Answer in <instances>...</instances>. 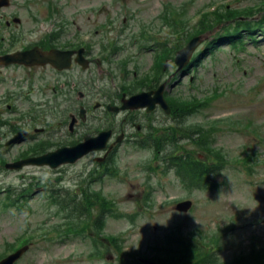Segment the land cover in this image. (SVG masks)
<instances>
[{
	"label": "rangeland",
	"instance_id": "1",
	"mask_svg": "<svg viewBox=\"0 0 264 264\" xmlns=\"http://www.w3.org/2000/svg\"><path fill=\"white\" fill-rule=\"evenodd\" d=\"M10 1L9 7L0 8V20L19 17L22 23L19 28L26 30L28 37H39L51 30L56 20L54 16H57H48V5L52 2L68 20L71 33L76 32V36L79 34V38L91 45L94 57H102V41L105 44L117 42L122 47L110 62H97L88 72L76 71L77 81H88L83 82L82 88L87 94L86 100L104 101L121 91L124 81L129 84L135 71L141 77L153 70L155 58L158 68L169 58L164 47H172L175 36L161 19L164 12L180 13V6L187 3L186 27L191 30L201 21L203 12L223 10L225 5L234 9L249 7L260 0ZM166 4L170 5L166 7ZM221 24L200 35L193 57L204 50L207 41L222 32L225 24ZM141 32L144 39L149 38V43L143 42L140 48ZM257 33L262 37L261 31ZM155 41H159L157 45ZM125 58L132 59L127 64L128 77L120 69V61ZM164 68L158 83L164 82L167 99L171 96L182 100L192 99V96L213 97L180 128L181 131L194 129L192 125L199 123L204 129H214L210 135L213 138L209 139L210 147L221 152L226 161L225 169L210 177L218 186L189 188L176 168H165L163 172L164 166H161L156 172L148 171L146 167L153 156L151 150L139 148L132 140L121 142L117 148L113 162L118 168L115 175L93 177L96 165L89 157L69 167V177L61 185L74 191L84 179L86 187L103 191L111 205L101 207L106 212L101 215L99 226L105 237H118L131 260H134L132 253L147 254L151 248L166 243L176 226L184 233L201 230L208 237L219 235L222 247L217 263L231 264L237 257L251 258L253 250L264 247V36L257 44L248 40L244 49L221 44L214 53H207L195 62V66L184 70H177L174 58L168 59ZM90 77L94 81L88 80ZM140 86L143 84L132 90L136 91ZM128 112L131 113L108 116L104 125L112 123L118 128L125 127L132 116L142 121L139 123L146 120L142 113ZM156 116L163 122L171 121L162 111ZM5 131L1 130L0 136ZM184 145V149L174 154L191 152L203 161L211 162V155L196 143L184 141ZM17 150L18 147L7 154L5 160L11 159ZM249 153L250 164L247 162ZM151 163L153 167L157 165L155 160ZM247 167L253 170L249 171ZM53 178L52 171L46 167L30 168L21 173L0 168V252L6 244L26 237L23 235L26 229H32L31 232L38 235L39 226L44 222L49 225L62 221L55 215L57 208L50 205L49 193L44 189L38 190L31 199L20 198L21 209L11 206L7 200L9 195L11 200L16 199L31 183L38 180L53 183ZM8 189L11 191L5 192ZM32 191L33 187L26 189V193ZM61 198L66 203L75 200L71 193H64ZM182 200L191 201L188 211L180 212L176 207ZM87 201L91 202L90 197ZM101 208L94 207V216L100 215ZM89 223L92 224L87 227ZM94 223L83 218L64 226L68 228L67 234L76 229L84 235L88 228L95 232ZM92 237L60 238L53 234L36 238L16 264H121L120 254L105 246L103 257L90 258ZM211 245V240L203 244L204 247Z\"/></svg>",
	"mask_w": 264,
	"mask_h": 264
},
{
	"label": "flooded vegetation",
	"instance_id": "2",
	"mask_svg": "<svg viewBox=\"0 0 264 264\" xmlns=\"http://www.w3.org/2000/svg\"><path fill=\"white\" fill-rule=\"evenodd\" d=\"M63 20L64 16L60 14L53 22L51 30L41 33L39 37H28L27 31L19 28L21 22L0 20V131L6 130L0 136L1 168L7 162L41 156L64 146H75L107 129V125L104 124L108 118L106 109L108 103L86 100L87 94L81 90L84 88L83 82L86 81L80 79L77 81L76 74V71H84L83 66L76 62L77 51L80 48L84 49L83 56L89 61L90 69L86 71H90L97 62L104 63V60L101 57V60L97 61L91 45L80 40L76 32L71 33L69 23L66 24ZM35 33L36 31L32 32V35ZM36 46L43 51L58 49L66 52L64 56H71L72 67L59 69L49 63L33 66L22 63L5 64L4 56ZM97 103L98 108L95 107ZM81 107L86 111L84 118L79 116ZM98 110L101 112L98 113ZM73 117L77 119L71 128L69 123ZM135 126V131H132L130 128ZM145 126L147 129L150 125ZM126 127L124 132L131 138L137 136V130L141 131L142 128L130 121ZM151 128L154 129V125L149 127ZM21 131L27 132V135L18 142L10 143ZM152 132L156 134L154 130ZM124 140H127V137ZM118 146V143L113 146V151L104 161L105 164L117 152ZM16 147L18 152L11 159L5 160V156ZM105 153L106 150L91 152L86 157H96ZM74 164H63L56 169L45 167L52 171L55 185H61L68 178L70 173L68 168ZM43 167L27 166L16 172Z\"/></svg>",
	"mask_w": 264,
	"mask_h": 264
},
{
	"label": "trees",
	"instance_id": "3",
	"mask_svg": "<svg viewBox=\"0 0 264 264\" xmlns=\"http://www.w3.org/2000/svg\"><path fill=\"white\" fill-rule=\"evenodd\" d=\"M264 2V0H263ZM262 13V17L260 20L255 21L254 14L256 12ZM176 13V12H174ZM165 14L163 17H166ZM174 16V14H173ZM213 16V17H212ZM244 17L245 19H241ZM186 19L181 11V14H175L173 18H169V24L173 28L174 32H179L181 28H185L184 26ZM224 23L225 25L222 28V32L216 35V37L212 41H207L204 50L200 51L197 55L192 58V61L188 67L195 66V62L202 59L207 53H214L218 49V46L221 44H228L233 46L234 48L242 49L246 45L247 41L250 40L254 43H259L261 38L258 37L259 31L262 32L261 36H264V6L256 9L255 7L241 8V9H229L227 6L222 11H217L214 13H206L203 16L201 22H199V26L194 27V32L190 33L188 29L183 30V34L187 33L188 36L194 34H202L207 32L208 30H212L216 24ZM181 44H176L173 48L172 55H174L175 51L180 48ZM210 97H206L204 101H201L197 98L182 100L178 98L172 97L170 99V103L172 105L174 113L177 112L178 115L183 117L189 114H196L199 110L209 104ZM186 118L183 120L185 121ZM194 129L186 128V131H182L180 127H171V132L168 136L169 140H171L175 144L178 142V137L184 136L192 139L193 142L196 143L197 147H200L204 152H207L209 157L213 158V163H207L193 153H187L173 156L172 157V165L175 166L178 170V174L181 177L182 181L186 183L189 188H210L213 184L210 181V176L213 173H220L225 169L226 161L221 152L216 151L215 149L210 147L209 139H211L212 132L214 129H204L203 125H192ZM204 129V130H203ZM180 135L178 136V134ZM178 149V148H177ZM186 179L187 182H186ZM91 202L83 205H77V211L79 212V216H82L84 211L86 210L90 219L94 215L93 210L96 205L102 207H109L111 202L99 191H93L91 197ZM101 208L100 215H96L93 219L96 220L93 225L96 229L99 227V220L101 219V215H103L106 211H103ZM92 223H89L87 227H89ZM75 233H78V230H74ZM194 249H190L186 251L182 248H171L167 250V252L160 253V258L158 259L159 264H220L214 260V254L204 255L202 250L199 248L196 243L192 244ZM184 245H178L181 247ZM250 255L251 258L246 259L245 264H264V247L259 250H253ZM249 255V256H250ZM218 261V260H217Z\"/></svg>",
	"mask_w": 264,
	"mask_h": 264
},
{
	"label": "water",
	"instance_id": "4",
	"mask_svg": "<svg viewBox=\"0 0 264 264\" xmlns=\"http://www.w3.org/2000/svg\"><path fill=\"white\" fill-rule=\"evenodd\" d=\"M199 41H200V37H194L183 49L177 52L175 61L179 66L178 70H182L189 63L195 48L199 44ZM33 53L34 50L25 52L24 54L21 53V54L8 56L9 57L8 62L15 61V62H22L25 64H34L38 62H42V63L51 62L59 67L65 66V64L57 63V57L55 55L54 50L49 52H41V54L39 53V56L33 55ZM67 60H69V58H67ZM163 89H164V85L160 86L157 91H154L155 96L153 97H152L153 92L140 93L138 95H134L130 99L124 100V105L122 106V108L126 109V108L147 107L148 111H151L152 109L155 108L156 103H160L163 106V108L166 110V112L170 113V107L163 97ZM109 134H110L109 132L108 133L102 132L99 136L92 138L86 143H82L78 145L74 149L64 148L59 151L49 153L41 157L30 158L15 164H8L7 166L11 168H21L25 164H39V165L49 164L52 167H56L57 165H59L60 161L74 162L75 160L79 159L90 150L102 148L106 144V141L109 138ZM190 207H191V201L181 202L177 206L178 209L183 211H187ZM28 249H29L28 245L20 248L15 253L1 260L0 264H14L15 261L19 259ZM146 262L151 263L150 261H146Z\"/></svg>",
	"mask_w": 264,
	"mask_h": 264
}]
</instances>
